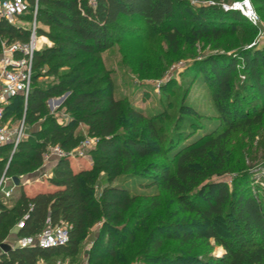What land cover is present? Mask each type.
I'll use <instances>...</instances> for the list:
<instances>
[{
    "label": "trees",
    "instance_id": "16d2710c",
    "mask_svg": "<svg viewBox=\"0 0 264 264\" xmlns=\"http://www.w3.org/2000/svg\"><path fill=\"white\" fill-rule=\"evenodd\" d=\"M27 2V10L33 14L35 0ZM252 2L257 12L264 13V0ZM178 12L191 16L190 33L197 41L217 42L228 33L242 31V38L251 43L260 29L238 10H224L215 3L193 8L186 0H95V5L89 0H38L36 33L52 44L34 54L32 89L26 105H22L23 95L13 97L14 101L4 108V117L11 113L16 118L23 116L26 126L39 124L19 143L6 174L20 178L38 169L49 146L59 145L65 151L76 147L83 139L74 133L80 123L86 124L88 135L98 140L89 169L75 171L68 158H60L48 179L53 188L27 194L21 187L16 197L8 198L13 203L10 207L0 199V244L24 215L27 218L17 236L40 233L47 219L53 225L69 226L65 245L17 247L0 255V264H37L39 260L53 264L59 255L60 261L68 258V264H75L81 240L96 223L101 227L88 264H109L104 261L108 258L116 260L110 264H128L131 259L150 264H264V201L250 185L237 189L235 183L230 186L226 180L213 179L230 170L227 144L232 132L263 121L264 45L255 43L239 49L236 55H214L200 61L197 70L211 89L220 127L180 148L184 138L178 131L179 122L183 117L197 116L194 107L180 104L174 124L177 137L168 136L169 128L161 122L169 116L157 113L146 117L134 107L125 109L122 100L114 96V84L103 69L101 52L112 48L124 34L132 33L131 27L120 23L132 17L143 19L152 34L164 36L168 47L177 52L182 33L169 27L168 21ZM29 35V30L0 19V42L3 38L26 41ZM73 60L78 62L61 71ZM237 73L244 75L242 80L247 78V85L237 83ZM41 76H54L56 81L47 87L37 85ZM250 88L260 98L259 108L244 105L252 100L247 93ZM65 92L68 95L62 106L69 120L60 122L54 114L44 115L46 100ZM177 146L174 157L167 155ZM10 150V145L0 148V171L3 154ZM156 155L163 160L145 167V172L151 169L153 176L149 184L174 196L182 211L197 214L200 224L150 225L147 220L160 207V195L140 199L130 195L127 188L112 185L118 176L131 172L140 159ZM170 163L174 165L172 170ZM100 172L107 184L96 196ZM197 239H213L224 252L205 259L158 253L165 241L184 244ZM125 243L135 248L130 251L126 246L120 256L118 248Z\"/></svg>",
    "mask_w": 264,
    "mask_h": 264
},
{
    "label": "rangeland",
    "instance_id": "374dc122",
    "mask_svg": "<svg viewBox=\"0 0 264 264\" xmlns=\"http://www.w3.org/2000/svg\"><path fill=\"white\" fill-rule=\"evenodd\" d=\"M186 1L191 7L195 8L206 3L230 5L238 0ZM250 2L255 9L256 4L252 2V0H250ZM256 13L259 17V23L257 25L259 28H262L264 25V13L259 11H256ZM32 15L33 14L28 9L19 23L22 22L23 25L32 27ZM120 23L126 27H131V29H133L132 33L128 35L124 34L121 40L112 48L101 52L103 69L107 71V75L111 77L114 84V96L122 100L125 109L129 106L134 107L140 110L146 117H152L157 113L167 114L169 117L161 123L165 124L166 122L165 126L169 128L168 136L175 135L177 137V130L174 129V124L179 117L178 108L180 104L186 103L193 106L198 115L192 118L183 117L179 122L180 126L178 131L184 138L179 144V148L196 141L200 136H205L220 127V120L212 100L211 89L204 82L202 73L197 70L200 61L208 56L221 54L236 55L239 53V49L252 47L255 43L258 46L264 45V37L258 34L251 43H248V41L242 38V31L228 33L224 37L218 39L217 42H211L205 39L197 41L191 36L192 18L186 12H178L168 21L169 27L178 29L182 33L179 42V50L177 52H173L168 47L164 36L152 34L143 19L132 17L130 19L120 20ZM238 25L239 24L236 23V28ZM228 29H230V27H228ZM36 30L37 24L35 31ZM46 38L44 40L40 38L43 42V44H40L42 48L43 46L46 47L52 44V42ZM79 59L80 58H78V60ZM78 60L69 62V66H65L61 71H68L70 66L77 63ZM238 66L240 68L242 67V61ZM236 77L239 80L237 83L247 85V78L242 80V78H244L243 74L240 73L238 75L237 73ZM54 81H56L54 76H41L37 78L35 83L47 87ZM162 87L166 90H162ZM247 93L248 97L252 100H248V103H244V105L248 108L254 106L259 108L261 101L259 97H256V91L250 88L247 90ZM67 95L68 92H65L47 99L45 102L46 109H44V115L54 114L60 122L69 120V114L64 112V107L62 106V102ZM13 101L14 100L11 99L7 105H10ZM22 105H26L25 99H23ZM13 116L14 115L11 113L6 116L7 122L11 123V125L20 123L24 118L23 116L18 118ZM38 124L39 123H36L32 126L25 125L24 139L28 137L32 130L38 128ZM193 126H195V128H193ZM82 137L97 138L96 136H89L88 133ZM95 145H91L85 150L86 155L84 157L68 158L70 167L75 171L78 169H89L94 163L93 150ZM227 147L229 153L228 166L230 170L226 171L221 176L213 177V179L218 178L226 180L230 186L235 183L237 189L245 185H250L264 201V115L261 124H253L250 127L248 126L232 132L228 138ZM177 151L178 146L177 150L175 149L167 155L174 157L175 155L172 156V153H176ZM13 153L14 152L10 150L3 154L5 159L4 163L1 165L2 170L0 171V175L6 171ZM162 160L163 158L157 155L142 158L136 162L131 172L118 176L112 182V185L123 186L128 189L130 195H136L140 199L142 197L160 195V207L152 211L148 217L147 223L150 225H158L165 222L171 225L180 223L190 226L192 224H200V217L197 214L182 211L174 196L165 190L159 189L155 185L149 184L153 180V176L151 169L145 172V167L149 163ZM169 167L172 170L174 165L170 163ZM52 168L53 167L47 171L52 173ZM37 170L39 169L33 171L29 170V172L25 173L23 176L37 173ZM140 173L143 174L141 175ZM105 179L104 173L100 172L96 184V196H98L100 189L107 184ZM23 180L21 184L25 185V189L30 194L39 189H46V186L49 185V183H46V186L37 188L35 186H30V184L26 183V181L23 182ZM20 189L21 185L14 184L12 195L16 196ZM1 200L6 207L13 205V203L9 202L7 199ZM14 226L9 229L7 235L12 232ZM100 227L101 223H96L83 237L79 254L77 255L78 260L75 264H88L89 252L94 245V239L98 235ZM222 231H224V228ZM5 239H8V237ZM124 245L125 246L118 248L120 256H123L125 253L126 246L130 248V251L135 248V246L128 245V243ZM223 252V247L215 244L213 239H210L209 242L197 239L184 244L179 240L165 241L158 253H170L175 255V257L184 256L187 258L197 257L199 259H205L209 256H220ZM57 257L58 258L53 264H58V262H60L61 256L59 255ZM104 261L110 264L112 261L116 260L108 258ZM68 263V258L62 262V264ZM128 264L150 263L138 259H131ZM179 264H182V262L180 261Z\"/></svg>",
    "mask_w": 264,
    "mask_h": 264
},
{
    "label": "built area",
    "instance_id": "2783aa9c",
    "mask_svg": "<svg viewBox=\"0 0 264 264\" xmlns=\"http://www.w3.org/2000/svg\"><path fill=\"white\" fill-rule=\"evenodd\" d=\"M37 2L33 10L32 27L25 26L19 23L22 16L27 11V0H0V19H4L9 24L21 29L30 31L28 40L22 41L15 39L8 41L6 38L1 40L0 51V148L5 145L11 146V151L14 152L19 143L25 136V122L24 118L20 123L11 125L4 117V108L9 101L17 96L23 95L26 100L28 94L32 89L33 77V58L36 51L40 50V40L42 36H37L36 28V14ZM89 3L95 5V0H89ZM224 10L234 9L238 10L250 23L257 25L259 17L253 8L250 0L234 1L230 5L222 4ZM258 35L264 37V25L259 29ZM257 35V36H258ZM44 47V46H43ZM52 100V99H51ZM54 100V99H53ZM50 101V100H49ZM54 110V109H53ZM97 138L85 137L76 147L69 151H65L59 145L49 146L43 154V162H47L50 158L58 161L60 158H76L84 157L85 150L91 145H95ZM10 185V186H8ZM14 183L11 176L4 171L0 175V199H8L12 196ZM27 215H24L16 223V228L21 229L24 226V220ZM69 240V226L66 223L51 224L47 219L43 230L36 235L18 236L9 243L10 248H26L37 246L40 248H49L53 246L65 245ZM58 264H60L58 262Z\"/></svg>",
    "mask_w": 264,
    "mask_h": 264
},
{
    "label": "crops",
    "instance_id": "0c3cea01",
    "mask_svg": "<svg viewBox=\"0 0 264 264\" xmlns=\"http://www.w3.org/2000/svg\"><path fill=\"white\" fill-rule=\"evenodd\" d=\"M42 36V35H40ZM46 37L45 36H42V39L44 40ZM47 39V38H46ZM49 44V43H48ZM88 133V126L84 123H80L77 128L75 129V134L76 135H79V136H84ZM78 159V158H77ZM56 160L54 158H50L47 162H43L42 166L39 167L36 172L37 173H32V174H29L28 176H21L19 179H20V183L18 185H21V187H23V189L25 190V192L27 194H30L27 192V190L25 189V185H22L21 184V181L23 180V182L26 181V183L30 184V186H35L37 188H41V187H44L46 186L45 184L46 183H49L48 179L49 177L52 175L51 172H48L47 170L48 169H51V167H53L55 164H56ZM54 186H52L50 183L48 186H46V189H49V188H53ZM44 190V189H43ZM14 197V196H13ZM16 197V196H15ZM8 200V199H7ZM19 229L16 228V224L14 226V229H12V232L7 235L5 238L8 237V239H3V241L1 242V244H5V245H9V243L13 242L17 236V232H18ZM0 244V245H1ZM10 250H13V248H10ZM9 250V251H10ZM8 251H3V249L0 247V255L2 254H7ZM59 263L62 264V261H60ZM37 264H46L43 260H39L37 261Z\"/></svg>",
    "mask_w": 264,
    "mask_h": 264
},
{
    "label": "water",
    "instance_id": "95a60500",
    "mask_svg": "<svg viewBox=\"0 0 264 264\" xmlns=\"http://www.w3.org/2000/svg\"><path fill=\"white\" fill-rule=\"evenodd\" d=\"M12 180H13V183L15 184V185H18L19 183H20V179H19V177H17V176H13L12 177ZM0 247L3 249V251H9L10 250V247L8 246V245H5V244H1L0 245Z\"/></svg>",
    "mask_w": 264,
    "mask_h": 264
}]
</instances>
